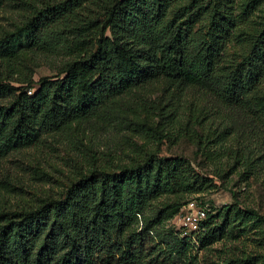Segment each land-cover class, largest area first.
<instances>
[{
    "label": "trees",
    "instance_id": "obj_1",
    "mask_svg": "<svg viewBox=\"0 0 264 264\" xmlns=\"http://www.w3.org/2000/svg\"><path fill=\"white\" fill-rule=\"evenodd\" d=\"M8 2L25 8L19 24L0 33L4 70L36 54L59 64L37 83L16 68L19 86L0 73V158L90 119H110L124 95L159 79L228 108H244L262 89L264 0H0V9ZM232 50L245 51L235 60ZM128 152L126 160L81 171L58 196L0 209V264H155L150 235L181 209L171 196L193 192L202 179L180 158L135 142ZM189 201L205 207L198 247L221 233V215L223 224L243 228L249 218L257 228L264 221L252 210L225 205L211 214ZM176 242L177 253L194 246L181 236ZM234 261L264 264V253Z\"/></svg>",
    "mask_w": 264,
    "mask_h": 264
},
{
    "label": "rangeland",
    "instance_id": "obj_2",
    "mask_svg": "<svg viewBox=\"0 0 264 264\" xmlns=\"http://www.w3.org/2000/svg\"><path fill=\"white\" fill-rule=\"evenodd\" d=\"M23 8L8 2L0 9V33L19 24ZM198 28L192 40L199 38L204 26ZM244 51L231 54L239 60ZM36 56L16 66L35 83L54 76L59 64L52 55ZM16 68L6 72L0 65L3 81L19 86ZM120 103V111L110 119H90L47 136L36 147L0 158V209L27 208L47 196H58L91 165L108 158L126 160L135 142L160 157L182 159L202 179L193 192L171 196L179 207L196 200L211 214L230 205L232 213L236 208L243 213L252 210L264 219V82L259 95L241 109L225 107L201 91L167 79L130 91ZM218 220L221 233L215 240L199 247L193 242L181 253H177L178 222L174 217L165 221L150 235L157 249L155 264H239L234 260L264 253L263 220L259 228L250 218L246 228L238 222L223 224V215Z\"/></svg>",
    "mask_w": 264,
    "mask_h": 264
},
{
    "label": "built area",
    "instance_id": "obj_3",
    "mask_svg": "<svg viewBox=\"0 0 264 264\" xmlns=\"http://www.w3.org/2000/svg\"><path fill=\"white\" fill-rule=\"evenodd\" d=\"M174 218L178 222L180 236L196 242L200 222L205 218V207L201 203L189 201Z\"/></svg>",
    "mask_w": 264,
    "mask_h": 264
}]
</instances>
